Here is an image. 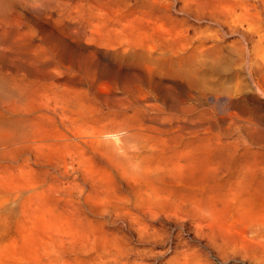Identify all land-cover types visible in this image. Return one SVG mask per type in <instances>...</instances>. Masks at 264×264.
<instances>
[{
    "label": "rangeland",
    "instance_id": "obj_1",
    "mask_svg": "<svg viewBox=\"0 0 264 264\" xmlns=\"http://www.w3.org/2000/svg\"><path fill=\"white\" fill-rule=\"evenodd\" d=\"M263 27L261 0H0V225L67 228L69 264H264Z\"/></svg>",
    "mask_w": 264,
    "mask_h": 264
},
{
    "label": "bare ground",
    "instance_id": "obj_2",
    "mask_svg": "<svg viewBox=\"0 0 264 264\" xmlns=\"http://www.w3.org/2000/svg\"><path fill=\"white\" fill-rule=\"evenodd\" d=\"M261 13H262V19L264 21V0H261ZM262 30L264 32V27L262 28ZM261 66H262L261 71H264V64H262ZM248 72H249L250 76L252 77L253 69L251 66H249ZM254 84H256V83L254 82ZM199 221H201V220H199ZM8 226L7 225H0V264H69L72 257H74L73 256L74 251L73 252L71 251L72 247L68 243V242H70V243L73 242L74 239L72 241H70L71 239L69 236L71 234L68 235V233H66V231H68L67 228H66V230H65V228L63 230L61 227L58 228V229H62V232H63V233L61 232L62 234H64V231H65V233L68 235L67 237L65 236L66 234L65 235H57V234H61L60 232H58L59 230H56L57 228L56 229L52 228V229L56 230L53 232H52V229H51V231L48 230L49 232L47 231L46 233H49L53 236V237H49V240H51V241L47 242L45 240L46 241L45 242L43 240L42 241L39 240V241L43 242V243L40 242L41 244H39L40 247L43 244V248H34V247H29L28 245H30V244H27V242H25V241H24L25 242L24 243L23 240L21 241L22 243H20V241L18 242L19 239H17V237L14 236L15 232H13L15 230H11L10 227H8ZM49 227L50 226L48 225V228ZM52 227H54V226H52ZM55 227H57V226H55ZM41 229H42L41 231L43 232L45 229L47 230V227L46 228L42 227ZM25 230H27V229L25 228ZM19 232L20 231H18V233ZM22 232L25 233V231L23 229H22ZM55 232L56 233L58 232L56 234L57 238H56V235L54 237ZM18 235H20V233ZM51 235H49V236H51ZM20 236H22V235H20ZM25 236L27 237V232H26ZM33 236H34V234H33ZM24 237H22V238L25 240ZM37 238H40V237L38 236ZM34 239H36V237ZM67 239H69V241ZM26 240L29 241L28 238ZM37 242H38V240H37ZM37 242H36V244H37ZM73 243H77V242L74 241ZM81 245H82V243H81ZM34 246H35V244H34ZM77 246H79V245L77 244ZM82 247H85V246H82ZM82 247L79 246V248H82ZM74 248L75 247H73V250H74ZM85 249H83V250L81 249V250L85 251ZM78 250H80V249H78ZM77 251H76V253H77ZM77 255L79 256V254H77ZM94 258H95V256H94Z\"/></svg>",
    "mask_w": 264,
    "mask_h": 264
}]
</instances>
